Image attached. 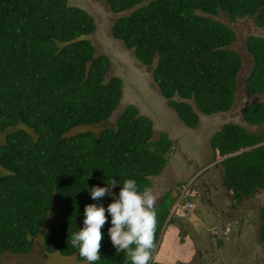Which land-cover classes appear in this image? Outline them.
<instances>
[{
  "label": "trees",
  "instance_id": "trees-1",
  "mask_svg": "<svg viewBox=\"0 0 264 264\" xmlns=\"http://www.w3.org/2000/svg\"><path fill=\"white\" fill-rule=\"evenodd\" d=\"M105 3L113 14L128 12L114 22L111 35L138 63L152 67L160 94L185 126H199L196 110L211 116L232 109L242 60L232 48L234 31L219 18H254L264 28V0ZM95 30L93 17L69 0H0V257L28 254L47 226L46 254L88 262L70 237L84 227L86 205L107 208L113 202L112 195L93 200L91 189L115 178L118 198L127 179L143 191L165 169L172 172L171 140L165 134L153 140L152 122L136 106H126L114 126L100 127L119 107L123 81L107 79L109 58L96 56L88 38ZM245 46L253 64L244 91L263 96L264 38L249 36ZM241 115L260 130L226 123L210 139L214 157H225L219 162L222 179L236 206L264 191V102L248 104ZM80 127L101 129L71 134ZM179 179L155 206L152 255L164 225L177 220L170 211L184 185ZM106 215L95 264H131L127 251L113 246ZM258 223L264 245V205Z\"/></svg>",
  "mask_w": 264,
  "mask_h": 264
},
{
  "label": "rangeland",
  "instance_id": "rangeland-1",
  "mask_svg": "<svg viewBox=\"0 0 264 264\" xmlns=\"http://www.w3.org/2000/svg\"><path fill=\"white\" fill-rule=\"evenodd\" d=\"M69 4L81 7L93 17L96 30L88 38L95 47L96 56L104 55L109 58L111 66L107 79L116 76L123 81L120 105L105 125L100 127L114 126L115 120L124 108L128 105H134L137 107L140 115H144L151 120L153 125V140H157L160 134L167 135L171 140L173 153L171 154L168 167H171L172 172L177 174L176 178H180V183L185 186L197 174L202 173V175L210 176V178H213L215 175L217 184L220 186L222 176L217 172L219 168L216 167V170L213 167L214 164L220 167V158L216 157L217 159L215 160L219 161L217 163L213 160L214 155L210 148L211 137L226 123L244 126L252 133L260 130L259 127L246 124L241 112L250 103L264 102V95L249 96L244 91L245 80L253 64V59L246 50L245 42L247 37L252 35L264 38V28H258L255 25L254 18L237 19L235 22H231L226 16L219 18L220 21L227 24L234 31L236 42L232 48L239 54L242 60V66L237 76L235 101L232 109L227 113L201 116L196 110L200 118V124L197 128L190 129L178 119L175 111L160 94L152 78V67H145L138 63L133 57L132 52L125 49L121 42L112 37V25L119 16L127 15L128 12L117 15L113 14L106 5L105 0H69ZM100 127H80L71 131V134L88 130H93L97 133L101 129ZM3 141L4 136H0V144ZM168 183L169 181L166 180L161 184L155 183L152 187L153 194L157 197L155 206L161 204L162 197L169 189ZM191 192L192 187H189L186 197ZM228 197L230 198L224 199L222 196L221 198L216 196V200L214 198L212 200L217 203L222 202L223 206L228 208L226 211L231 215L230 217L240 222V224L235 225L231 229V233L229 234V258L225 257L224 246L219 247V245L224 244V242L220 243L221 232L214 231V236L217 235L218 237L211 242L207 238L203 245V242L201 243L199 239L200 237H197L193 230L181 227V225L179 227L180 223L177 224L178 221L175 220L173 224L164 225L153 255L154 262L164 264L172 261L174 264H180L182 260H185L189 261L188 263L192 262L191 264H264V245L258 241L257 231L259 227V210L264 205V191L244 198L243 202L238 206L233 201L231 204L230 194ZM185 201L183 200V203ZM177 203L178 200L171 209L170 214L173 215V212L181 207L182 202ZM178 211L174 215L175 218H178L180 215ZM50 218H53V212L50 214ZM45 227L47 226H44L40 231L39 240L33 243L31 252L26 255L4 253L0 257V264H88L86 261L77 260L75 256L63 257L58 253L46 254L43 251L42 243V237L46 230ZM238 231L239 236L236 234ZM191 235L194 238L197 249V255L193 260L190 254V249L193 248L191 245V240L193 241ZM185 241L187 246L184 244ZM206 243L209 247H211V244H214V247L218 245L217 250L214 251L211 247L208 252H205Z\"/></svg>",
  "mask_w": 264,
  "mask_h": 264
},
{
  "label": "clouds",
  "instance_id": "clouds-1",
  "mask_svg": "<svg viewBox=\"0 0 264 264\" xmlns=\"http://www.w3.org/2000/svg\"><path fill=\"white\" fill-rule=\"evenodd\" d=\"M216 157H213V160L217 159ZM215 162L217 163L216 160ZM199 176L200 174H197L192 180L195 181ZM105 183L107 187L95 186L91 189V198L99 200L106 195H112L113 202L107 208L103 204L95 203L85 206L84 227L72 234L71 245L78 248L79 255L85 258L88 264H95L100 260L101 242L104 239L102 228L108 222L106 213H109L112 227L109 228L108 235L117 251H127L131 264H150L155 247L157 197L151 188L146 187L141 191L134 179L123 182L118 198L112 193V189L117 186V180L113 178ZM186 202L192 203L188 197ZM175 214L173 213V216ZM179 216L185 217V214Z\"/></svg>",
  "mask_w": 264,
  "mask_h": 264
},
{
  "label": "flooded vegetation",
  "instance_id": "flooded-vegetation-1",
  "mask_svg": "<svg viewBox=\"0 0 264 264\" xmlns=\"http://www.w3.org/2000/svg\"><path fill=\"white\" fill-rule=\"evenodd\" d=\"M213 167L216 168L217 165L214 164ZM176 175L177 174L170 172L169 169H165L163 174L156 180V183L161 184L163 183V181L168 180L169 181L168 184L170 188L176 181ZM214 178L217 179L215 175ZM210 179H211L210 176L202 175L201 173L200 176L195 180L194 184H192V192L189 194L188 198L190 200L191 199L194 200L192 202L193 208L185 212V217H181V219L179 220L180 221L179 227L181 225V227L183 226L193 230L194 234H196L197 237H200L199 239L201 243L203 242V245H204V241H206L207 238L211 242L214 241L216 237H218L217 235L214 236L215 233L214 231H217L219 233L221 232L220 243L222 244L224 242V244L219 245V247L224 246L225 251L229 252V247H230L229 234L231 233V229H233L235 225L240 224V222L230 217L231 215L226 211L228 208H225L222 202L217 203L215 201L216 202L215 204V202L212 200V198L216 200L215 199L216 196H219V198H221L222 196L224 199H229L230 197H228L229 195L228 191L222 187L224 186V183L222 181L220 182L221 187L218 186L217 180L215 181V185L208 184L207 186L206 182L211 183ZM202 189L205 190L202 191ZM232 201L233 200L231 198V204ZM196 202H198L199 206H196L197 205ZM193 218H195V221H193ZM218 222L219 223L224 222L222 224L223 229L219 228ZM236 234L239 236V231L236 232ZM191 237L194 241L193 236ZM235 243L237 245L236 240ZM217 248L218 245L215 246L213 249L217 250ZM209 249H211V247H209V245L206 243V247L204 251L208 252ZM226 252L224 253L225 257L229 258ZM196 255H197V249H196Z\"/></svg>",
  "mask_w": 264,
  "mask_h": 264
},
{
  "label": "crops",
  "instance_id": "crops-1",
  "mask_svg": "<svg viewBox=\"0 0 264 264\" xmlns=\"http://www.w3.org/2000/svg\"><path fill=\"white\" fill-rule=\"evenodd\" d=\"M218 157V156H217ZM219 158V157H218ZM223 158H220V160L219 161H221ZM219 161H217V162H219ZM217 168H219L218 170H217ZM217 168H216V170H217V172H218V174L220 175V176H222V168H221V166L219 167V166H217ZM158 178H155L154 180H152V183H153V186H154V184L156 183V180H157ZM211 180V183H208V182H206V184H207V186H208V184H214L215 185V181L217 180V179H215L214 177L213 178H211L210 179ZM177 181L178 180H176L175 182H174V184L171 186V188H169L168 190H171V189H173V188H175L176 187V185H177ZM214 181V182H213ZM223 182V179L222 180H220V182ZM224 189H225V187L224 186H222ZM203 190H205V189H202V191ZM167 193V192H166ZM229 194H231V192H228ZM181 219V217L180 216H178V218H177V224H179L180 223V220ZM237 219V218H236ZM193 221H195V218H193ZM224 222H218V226H219V228H221V229H223V226H222V224H223ZM173 226V225H172ZM192 236V235H191ZM183 244V243H182ZM184 244H186V246H187V243H186V241L184 242ZM191 245L193 246V248L192 249H190L191 251H190V254H191V256H192V260L194 259V257L196 256V246H195V243H194V241H192L191 240ZM212 248H214V245H210ZM214 251H216V249H214ZM226 252V251H225ZM226 254H228V252H226ZM229 254H230V252H229ZM189 261H185V260H182L181 262H180V264H191V263H188ZM170 263H173L174 264V262H172V261H170V262H168V263H164V264H170Z\"/></svg>",
  "mask_w": 264,
  "mask_h": 264
},
{
  "label": "built area",
  "instance_id": "built-area-1",
  "mask_svg": "<svg viewBox=\"0 0 264 264\" xmlns=\"http://www.w3.org/2000/svg\"><path fill=\"white\" fill-rule=\"evenodd\" d=\"M192 182H193V180H191L190 183L183 186L182 191H181V195L179 196L180 198L178 199V203L182 202V205L178 209L179 211L178 210L177 211L180 213V215H184L186 211H189L193 208L192 203H190V202L183 203V200H185L187 191H188L189 187H191ZM177 211H174L173 213H176Z\"/></svg>",
  "mask_w": 264,
  "mask_h": 264
},
{
  "label": "water",
  "instance_id": "water-1",
  "mask_svg": "<svg viewBox=\"0 0 264 264\" xmlns=\"http://www.w3.org/2000/svg\"><path fill=\"white\" fill-rule=\"evenodd\" d=\"M196 199H197V198H196ZM190 201H191V202H193L194 200H192V199H191ZM196 203H197V205H196V206H199L198 202H196Z\"/></svg>",
  "mask_w": 264,
  "mask_h": 264
}]
</instances>
